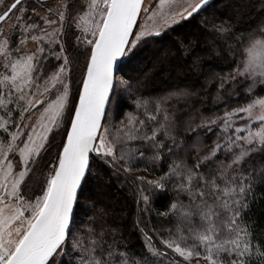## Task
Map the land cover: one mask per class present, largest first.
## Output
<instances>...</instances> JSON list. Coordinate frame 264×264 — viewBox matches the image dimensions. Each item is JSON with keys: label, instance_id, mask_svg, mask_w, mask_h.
I'll return each mask as SVG.
<instances>
[{"label": "snow or ice", "instance_id": "1", "mask_svg": "<svg viewBox=\"0 0 264 264\" xmlns=\"http://www.w3.org/2000/svg\"><path fill=\"white\" fill-rule=\"evenodd\" d=\"M261 206L264 0H0V264H264Z\"/></svg>", "mask_w": 264, "mask_h": 264}, {"label": "trees", "instance_id": "2", "mask_svg": "<svg viewBox=\"0 0 264 264\" xmlns=\"http://www.w3.org/2000/svg\"><path fill=\"white\" fill-rule=\"evenodd\" d=\"M160 86L161 85L159 82H157V84L155 85V87ZM111 191L113 193V202L115 206L117 208L123 209L124 220L125 222H127L130 230L134 232V229H131V224L132 220L134 219L135 213L134 206L132 205L131 200L126 196V194H124L123 192H118L115 188H113ZM254 212L256 214L257 219H261L262 217H264V206L257 207L256 209H254ZM134 243L138 245L140 243L139 239L134 237Z\"/></svg>", "mask_w": 264, "mask_h": 264}]
</instances>
